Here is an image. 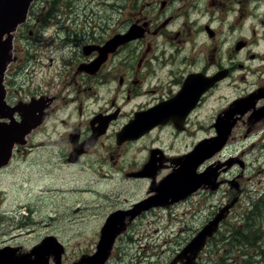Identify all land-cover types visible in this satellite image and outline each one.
Wrapping results in <instances>:
<instances>
[{
    "label": "flooded vegetation",
    "instance_id": "af4514ba",
    "mask_svg": "<svg viewBox=\"0 0 264 264\" xmlns=\"http://www.w3.org/2000/svg\"><path fill=\"white\" fill-rule=\"evenodd\" d=\"M144 1L140 0V3ZM171 1L173 0H162L161 9H165ZM233 1H235L237 7L241 4V0ZM208 2L209 0L191 2L184 6L188 9L187 16H175L170 13L162 18L160 24L157 25L158 28L153 29L152 23L147 20L149 18L144 10L137 14L128 13L127 18L129 19H127L126 26L112 28L111 19L113 18L111 15L105 18L108 22L107 25H104V20L101 21L102 15L96 13L95 9L90 8L88 12L86 10L83 13L79 12L76 0H32L25 20L11 32L6 63L9 66H7L3 78L4 102L6 104L2 114L5 116L3 122L22 123L26 119L25 116L29 115L28 121H30L32 127L31 131L25 136V140L15 146V153L17 154L25 149L26 145L32 148L38 146L33 138L29 139V136L31 138L37 132L43 134L42 130H47L48 125H53L54 122L56 125L66 126L63 139L46 140L41 142L40 145L65 141L66 152L61 155V158L65 159V155H68L69 150H73L70 136L74 131H79V142L81 143L92 137L94 130L98 129L104 132L97 138L96 144L80 156L78 162L80 159L92 155L93 150L98 149L101 145V148L104 147L108 151L107 162L105 163L109 166L103 177L110 178L114 175L116 178H120L124 176V184L135 181L149 182L150 184V190L146 196H142L129 204L116 205L109 212L110 215L117 211L125 214H122L123 219L118 220L114 232L116 233L114 242L104 264H112V258L124 260L127 257H130V261L126 264H136V261H133L134 256L131 257V253L127 249V246L131 243L139 244L140 242L139 239L135 238L134 240L133 238L134 222L142 219L149 212L156 213V210L170 208V206L186 201L198 193H202V196L206 194V197H213L222 191L223 194L219 199V204L216 207L211 205L215 212L203 224L204 226L212 220L217 212L229 206V214L225 215L220 225L222 226L239 205L246 190L242 184L243 171L229 177L228 173L226 171L222 172V170L229 168L228 165L233 162H237L244 169L245 165L240 156L245 157L246 154L253 156L254 161H262V164H264V0H246V4L248 2L249 5L245 12H242L241 15L237 14L235 18L234 12L236 9L232 10V14H229L233 16L231 28L233 31L238 30V36L245 35L247 37V35H250L252 37V35H255L257 37L250 44L256 45V49L250 47L245 38L239 39L236 43L234 40L229 44H227L229 39H226V37L222 39L225 45L231 46V49L235 43L238 54L243 52L244 59L240 57V60H244L243 63H237L238 61L234 58L228 66L213 69L215 65L204 66L201 62L202 59L199 57L186 66L185 64L188 63L186 61L188 56L185 52L186 48H176L175 45L170 43L166 46L162 44L155 45L153 50L148 48L141 59L138 60L133 53L128 51L118 54L121 49H125L133 43L139 44L149 33L157 34L160 29L168 27L172 22L178 24L176 28L177 36L182 33L189 36L193 29L197 33H206L211 40L214 39L216 31L213 21L211 20L209 23L200 21L207 15L206 6ZM109 6L110 9H113L112 4ZM115 6L117 9V2H115ZM116 13H120V9ZM81 14L82 22L80 21ZM198 15H200V18ZM240 19H242V23L236 24ZM72 22L75 24L74 27L70 25ZM133 25L138 26L141 34L133 40L119 45L114 51L109 52L101 62H98L103 57L102 50L108 41L118 34L127 33ZM199 26L201 29H199ZM46 35L50 37H46ZM24 37L25 44L22 43ZM197 37L202 36L193 34V37L186 40L195 49L200 46ZM56 39L60 40L62 46L66 45L67 47V57L69 56L67 81L61 72L60 78L63 76L61 81L63 86L57 95L40 89L32 95V100L29 102L23 100L18 89L14 87L15 77L19 71L12 70L11 66H16L19 61H26V57H28V62L32 59L38 62L44 54L42 48L49 47L52 49L53 46L49 45V40L55 42ZM170 39H173L172 36H170ZM225 45H221V52L223 53L227 49ZM55 50L62 51L63 54L66 53V50L59 47ZM18 52H27V54L23 58L17 54ZM124 54L127 55L128 60L124 65L116 66L112 64L113 56ZM147 57H149L150 65L145 60ZM116 72H118V77L115 75ZM216 77V81L203 93L199 94L196 90L199 81L209 78L212 80ZM127 79H129L130 87L125 89L122 85ZM88 81L94 83V85L99 84L98 89L87 86ZM223 85L224 89H221ZM103 86L110 88V90L106 88L109 91L105 92L106 95H111L109 101L105 104H99L98 108L86 117L84 109L90 104L89 99L93 98V103H97L98 99L96 97ZM115 90H117V94L112 97ZM62 93L65 95L62 96ZM56 99L60 100V103H56ZM76 103L77 105H75ZM71 104H74V106L70 107ZM67 106L70 107L72 112H78L79 120L75 124H71L69 120L64 118V116H69V112L63 113ZM125 110H128L127 115L124 114ZM58 114L63 116L59 117ZM124 116L126 119L122 120V124H120V120ZM130 123L138 128L133 133L135 138L120 142L118 133ZM147 127H150V129L145 130ZM239 130H244V132L239 134ZM253 130L255 131L252 134L256 135H258L257 132L261 131V136L256 141H251L248 149L243 148L240 150L236 159L231 158L229 150L232 143H235V141H232L236 138L235 135L247 137L244 139L247 140L252 136L248 137ZM141 131L144 132L140 136H136ZM219 131H228L222 149L214 152L200 164L197 163L196 159L197 164L193 169L196 176L202 173L207 174V181L179 200H174L170 196L162 203L153 204L152 202H156L155 196L162 189L161 186H165L168 181L175 184L173 180L181 178L187 173L190 162L192 163L190 168H193L192 158H196L193 153L197 151L198 145L204 142L205 139L208 140V144L212 143ZM199 133L205 135L200 140L197 139ZM187 139H194L193 146L195 148L187 150L190 146L185 144V150L187 151L183 152L181 144ZM69 156L65 161L68 165L72 163L69 161ZM117 162L119 165L116 167L114 164ZM171 189L174 190L173 188L168 190ZM3 194L6 196L5 191ZM225 197L226 199H224ZM147 199L151 200L147 209L140 208L139 204ZM258 201H264V195ZM251 204L253 205V201ZM32 210L29 205V211ZM1 211L5 213L3 222L9 217L5 210ZM108 214L103 220L104 223L107 217L110 216ZM259 217L264 218V208ZM261 218L256 223H260ZM103 225L102 227H104ZM102 227L98 235L99 240L103 230ZM62 232L66 234L63 230L45 234L29 250L23 249V245L5 244L4 246L16 248L18 250L16 255H27L42 244L45 238L53 236L61 246L56 243L57 247L52 248L49 254L43 251L42 261L38 259V253L29 256L28 260L31 264L35 263L34 260H38V264H87L86 259L96 253L97 245L95 249L90 251L69 252L68 241L59 236L62 235ZM218 234L207 239L205 246L197 254L194 264H201L207 253L214 252L211 246L213 241L216 245H219L220 242L226 243L219 250V254L221 251L226 254L225 252L228 251L226 246L231 242L236 244L232 246L239 247L238 257L242 254H248V252L241 250L245 246L241 243L244 242L242 237L232 235L221 237ZM195 235L188 237L180 244L169 264H185L187 258L178 256ZM259 238H256V242L262 241ZM128 239L131 242H128ZM24 247L28 248L29 245ZM144 247H147V245H144ZM156 248L159 249V246H156ZM59 249L61 251L58 253ZM253 251L258 253L256 247ZM165 252V250H158L157 252L148 250L146 255H140L137 258V264L146 261L151 263L154 256ZM157 258L154 262H157Z\"/></svg>",
    "mask_w": 264,
    "mask_h": 264
},
{
    "label": "rangeland",
    "instance_id": "374dc122",
    "mask_svg": "<svg viewBox=\"0 0 264 264\" xmlns=\"http://www.w3.org/2000/svg\"><path fill=\"white\" fill-rule=\"evenodd\" d=\"M161 1L145 0L143 3H140V0H76V5L78 11L81 13L84 10L88 12L90 8L95 9L96 13L98 12V14L102 15L101 21L104 20V25H107L108 22L105 18L111 15L113 18L111 19L112 28L126 26L127 19H129L127 18L128 13L133 12L137 14L144 10V13L149 18L147 20L152 23V28L154 29L155 27L158 28L159 26L157 25L160 24L162 18L170 13L175 16H187L188 9L184 6L196 0H173L165 9H161ZM115 2L118 3L117 9ZM110 4L113 5V9H110ZM248 5V2L246 4V0H241L239 7L236 6L233 0H209L206 6L207 15L200 21L203 23L213 21L216 37L212 40L206 33H197L193 29L189 36L185 33L177 36L176 28L178 24L177 22H172L168 27L160 29L157 34L149 33L139 44L133 43L125 49H121L118 54L128 51L133 53L138 60L141 59L148 48H152L153 50L155 45L162 44L166 46L170 43L175 45L176 48H186L185 52L188 55L186 66L199 57L202 59L201 62L204 66L215 65L213 69H217L220 66H228L234 58L238 61L237 63H243L244 60H240V57L244 59L243 52L237 53L235 43L239 39L245 38L249 42L248 45H250L257 37L255 35H252V37L250 35H247V37L245 35L238 36V30L233 31L231 28L233 16L229 14H232V10L236 9L234 12L235 18L237 14L241 15L242 12H245ZM119 9L120 13L117 14L116 11ZM198 17L200 18V15ZM80 21L82 22V14L80 15ZM241 23L242 19L236 24ZM70 25L75 26L73 22ZM199 29H201L200 26ZM193 34L202 36L197 37L200 46L196 49L186 41L193 37ZM170 36L173 39H170ZM46 37L50 36L46 35ZM224 37L229 39L227 44L235 40L232 49L230 45H225L222 40ZM22 43H26L25 37ZM49 43L53 48H42L44 54L38 62H35L34 59L28 62V57H26V61H19L16 66H11L12 70L19 71L15 77L14 87L18 89L20 97L25 101L29 102L32 100V95L36 94V91L40 89L57 95L63 86L61 83L63 76L60 78L61 72L67 81L66 74L69 57H67V47L66 45L62 46L59 39H56L55 42L49 40ZM221 45L227 47L224 53L221 52ZM58 47L66 50V53L63 54L62 51L55 50ZM250 47L256 49V45H250ZM23 48L26 50L25 46ZM17 54L24 58L27 52H18ZM148 59L149 57L145 58L146 62L150 65V60ZM111 61L116 66L124 65L128 61L127 55H115ZM115 75L118 77V72ZM128 80L122 85L125 89L130 87ZM87 86H93L94 89H98L99 84L94 85V83L88 81ZM106 88L110 90L108 86H103L99 90L96 97L98 99L97 103H93V98L89 99L90 104L84 109L86 117L93 110L97 109L99 104H105L109 101L111 95L105 94V92L109 91ZM221 89H224V85ZM116 94L117 90L112 94V97ZM64 95L62 93V96ZM55 102L60 103V100L56 99ZM69 106H74V104ZM67 107L63 113L69 112V116H64V118L69 120L71 124H75L79 120L78 112L75 110V112H72L70 107ZM124 114L127 115L128 110H125ZM62 116L59 115V117ZM124 119H126L125 116L121 118L120 124H122L121 122ZM65 129V125H56L53 122V125H48L47 130H42L43 134L37 132L31 138L29 136V139L33 138L38 146L32 148L26 145L25 149L14 154L11 164L6 165V168L4 166V168L0 169V249L5 244H11L15 246L23 245V249L29 250L45 234L63 230L66 234L62 232V235L59 236L64 237L68 241L69 252L93 250L99 242V231L107 214L116 205L132 203L148 194L150 190L149 182L135 181L124 184V176L120 178H116L114 175L110 178L103 177L109 166L105 163L107 162L108 151L104 147L101 148V145L98 149L93 150L92 155L80 159L79 162H72L75 164L70 163L69 165L65 161L72 151L71 149L68 155H65V159L61 158V155L66 152L64 147L65 141L58 143L45 142L46 144L40 145L41 142L50 139L62 140ZM254 131L248 135V137L252 136L247 140H244L247 137L235 135L236 138L232 140L235 143H232L229 150L231 158L236 159L240 150L243 148L248 149L249 143L256 141L261 136V131L257 132L258 135L252 134ZM243 132L244 130H239V134ZM204 136V134L199 133L197 139L200 140ZM187 141L181 144L183 152L195 148L193 146L194 139H187ZM185 144L190 146L187 150H185ZM240 158L244 162V169L237 162H233L228 165L230 166L229 168L222 170V172L226 171L229 177H233L238 172L243 171L244 178L242 179V184L246 189L245 194L227 222H224L221 226L218 235L221 237L232 235L234 226L237 227L239 224L245 226L248 223L247 229L249 231H251L253 225L256 228L258 225H261V234L258 237L262 241L257 242V246H246L245 241L247 239L245 236H241L242 240H244L241 243L245 245H243L244 247L241 250L248 252V254H242L240 257H238L239 247L232 246L236 245L233 242L226 246L228 249L225 252L226 254L223 251L219 254V250L226 243L220 242L219 245H216L213 241L211 246L214 248H212L214 252L207 253L205 258H202L201 264H234V259H238L239 264H247L244 260L249 255L252 256V261H249L248 264H264V255L260 252L264 248V245H261V243L264 244V222L261 221V224L259 222L256 223V221L260 220L259 216L264 208V201L258 202L264 195V164H262V161H254L251 155L246 154L245 157L240 156ZM118 165V162L114 164L116 167ZM3 190L6 196H4ZM222 194V191H220L213 197H206V194L202 196V193H198L186 201H181L170 206V208L156 210V213L149 212L145 216L143 215L142 219L134 222L133 238L134 240L135 238L139 239V244H134L133 242L127 246L131 257L134 256L133 261L135 260L137 264V258L140 255H146L148 250H155V252L165 250L164 254L157 255L158 258L154 256L153 262L148 263L146 261L142 264H169L174 256V252L179 249L180 244L188 237L195 235L208 217L215 212L211 205L216 207ZM252 201L253 205L251 204ZM196 202L197 204H195ZM29 205L33 209L31 212L29 211ZM255 206L259 208L258 216L255 214ZM1 210H5L9 217L3 222L5 213ZM247 214L253 215V218L246 219ZM255 237L251 238L254 239ZM128 242L131 241L128 239ZM25 245H29V247L26 248L24 247ZM144 245H147V247H144ZM156 246H159V249ZM254 247L257 248L258 253H254ZM156 258L158 260L154 262ZM129 261L130 257L124 260L112 258V264H126Z\"/></svg>",
    "mask_w": 264,
    "mask_h": 264
},
{
    "label": "water",
    "instance_id": "95a60500",
    "mask_svg": "<svg viewBox=\"0 0 264 264\" xmlns=\"http://www.w3.org/2000/svg\"><path fill=\"white\" fill-rule=\"evenodd\" d=\"M32 0H0V167L5 166L11 159L12 150L16 143H22L25 139L26 134H28L31 130V125L29 120V115H26L25 121L18 124L16 122L4 123L1 121L3 116V109L6 107L4 102V86H3V78L4 71L6 69V63L8 59V51L11 41V32L16 29L18 24L23 22L26 18V14L28 12L29 6ZM143 32V31H142ZM138 26L133 25L129 31L125 34H118L113 39L108 41V43L103 47V57L99 59L98 62H101L103 58L109 53L114 51L120 44L125 43L133 38H136L140 35ZM5 35H8L7 39H5ZM97 62V63H98ZM216 78L212 80L204 79L200 80L198 83V88L196 89L198 92L203 93L211 84L216 81ZM204 81V82H203ZM194 91V90H193ZM200 93V94H201ZM152 126V125H151ZM150 126V127H151ZM134 125L132 123L126 125L123 130L118 134V138L120 142L126 139L135 138L133 133L138 129L137 127L133 128ZM150 127H147L145 130H149ZM135 130V131H134ZM102 130H94V134L92 137H89L83 142H79V131H74L70 140L73 145V150L70 153L69 161L76 162L78 161L79 156L87 152L92 146L95 145L97 138L103 133ZM144 131H141L136 136H140ZM225 131L219 132L220 138L223 137ZM228 132V131H227ZM219 147L209 146L205 148L202 152H194L193 155L196 158H192L193 160V168H190L191 162L187 167L188 178H180L174 179L175 183L182 182L181 186L176 189L174 192H170L168 188L172 187V181H168L165 186H161L159 194L155 196L156 202H164V200L168 199L170 196L174 200H179L183 198L185 195L191 193L200 187L204 182L207 181V174H199L198 176L194 175L193 169H195L196 164H200L204 159L210 157ZM197 159V163H196ZM183 179V180H182ZM177 183V184H178ZM180 185V183H179ZM170 193V194H168ZM151 200L147 199L141 202L140 208H147L149 206V202ZM159 204V203H158ZM229 206H226L221 210V212L217 213L215 217L210 220L193 238V240L186 246L183 250V254L188 257L187 262L185 264H194V259L197 254L203 249L206 244V241L209 237H212L219 229L220 222L224 219L227 211L229 210ZM122 214L124 212L117 211L112 213L101 234V238L99 244L97 246V252L86 259L87 264H104L106 259L108 258L110 249L114 242L115 234L118 220L123 219ZM59 244L55 237L48 236L45 238L38 247L33 249L30 254L27 255H16V251L11 247H4L0 249V264H26L28 262L29 256L37 254L39 260H43L42 253L43 251L46 253H50L52 248L57 247ZM60 245V244H59ZM61 246V245H60ZM61 249V248H60ZM58 250V253L61 250ZM13 250V251H12ZM12 251V252H11ZM16 257V258H15ZM35 263L38 264V260H34ZM42 263V262H41ZM28 264H31L29 262Z\"/></svg>",
    "mask_w": 264,
    "mask_h": 264
},
{
    "label": "trees",
    "instance_id": "16d2710c",
    "mask_svg": "<svg viewBox=\"0 0 264 264\" xmlns=\"http://www.w3.org/2000/svg\"><path fill=\"white\" fill-rule=\"evenodd\" d=\"M254 208L256 209L255 214H256V216H258L259 208L257 206H255ZM251 218H253V215H248L247 214L246 219L249 220ZM261 219H262V222H264V218H261ZM247 227H248V223H246L245 226H243L241 224H239V226H237V227L234 226L233 230H232V236H235V237L245 236L246 239H247V241H245L246 242V244H245L246 246H257L258 243L256 242V238H258V235L261 234V231H260L261 230V225H258L257 228L255 227V225H253L251 231H249L247 229ZM255 235H256V237H255ZM251 237H255L254 241H253V238H251ZM261 245H264V244L261 243ZM260 252L264 255V248L262 250H260ZM251 257L252 256H250V255L247 256L244 261L248 264L249 261H252ZM234 260H235L234 264H239L240 263L238 259H234Z\"/></svg>",
    "mask_w": 264,
    "mask_h": 264
},
{
    "label": "bare ground",
    "instance_id": "6f19581e",
    "mask_svg": "<svg viewBox=\"0 0 264 264\" xmlns=\"http://www.w3.org/2000/svg\"><path fill=\"white\" fill-rule=\"evenodd\" d=\"M173 189H174V190L171 189L170 191H171V192H174V191H175V187H173ZM256 202H257V201H256ZM258 202H259V201H258ZM28 262H29V260H28ZM28 262H27L26 264H28Z\"/></svg>",
    "mask_w": 264,
    "mask_h": 264
}]
</instances>
